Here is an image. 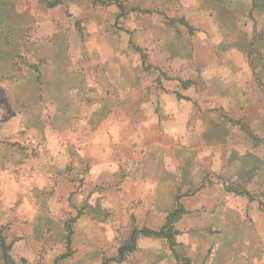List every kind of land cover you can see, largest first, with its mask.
Masks as SVG:
<instances>
[{
    "label": "rangeland",
    "instance_id": "rangeland-1",
    "mask_svg": "<svg viewBox=\"0 0 264 264\" xmlns=\"http://www.w3.org/2000/svg\"><path fill=\"white\" fill-rule=\"evenodd\" d=\"M8 257L264 264V0H0Z\"/></svg>",
    "mask_w": 264,
    "mask_h": 264
},
{
    "label": "trees",
    "instance_id": "trees-1",
    "mask_svg": "<svg viewBox=\"0 0 264 264\" xmlns=\"http://www.w3.org/2000/svg\"><path fill=\"white\" fill-rule=\"evenodd\" d=\"M171 217H174V216H171ZM174 222H175V219H173L172 221L171 220H169L168 221V223H167V227H166V229H167V235H171V233H172V229H173V227H172V225L174 224ZM145 234H154V235H157L156 233H150V232H147V233H145ZM159 234V233H158ZM7 260L5 261V264H13L12 262H11V260L9 259V257L8 258H6Z\"/></svg>",
    "mask_w": 264,
    "mask_h": 264
}]
</instances>
